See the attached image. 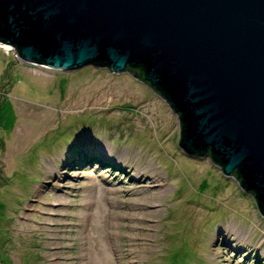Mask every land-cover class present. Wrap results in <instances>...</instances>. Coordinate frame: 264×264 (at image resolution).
<instances>
[{"label": "rangeland", "instance_id": "1", "mask_svg": "<svg viewBox=\"0 0 264 264\" xmlns=\"http://www.w3.org/2000/svg\"><path fill=\"white\" fill-rule=\"evenodd\" d=\"M5 45L0 264H264L251 192L180 148L176 115L147 84L25 63Z\"/></svg>", "mask_w": 264, "mask_h": 264}, {"label": "water", "instance_id": "2", "mask_svg": "<svg viewBox=\"0 0 264 264\" xmlns=\"http://www.w3.org/2000/svg\"><path fill=\"white\" fill-rule=\"evenodd\" d=\"M0 42L57 70L128 69L264 215V0H0Z\"/></svg>", "mask_w": 264, "mask_h": 264}, {"label": "trees", "instance_id": "3", "mask_svg": "<svg viewBox=\"0 0 264 264\" xmlns=\"http://www.w3.org/2000/svg\"><path fill=\"white\" fill-rule=\"evenodd\" d=\"M78 141L80 140L79 138L77 139ZM68 146V152H66V155H68L69 157V160L74 163V162H84L85 159L87 158V156L85 155L86 154V150L84 151H81V147L80 145L81 144H77V141H70L67 143ZM81 152H84V153H81ZM93 154V153H92ZM95 156V155H93Z\"/></svg>", "mask_w": 264, "mask_h": 264}, {"label": "flooded vegetation", "instance_id": "4", "mask_svg": "<svg viewBox=\"0 0 264 264\" xmlns=\"http://www.w3.org/2000/svg\"><path fill=\"white\" fill-rule=\"evenodd\" d=\"M123 71H128L129 73H130V75H132V77H134L135 79H138V80H141V79H139V77L137 76V77H135V75L134 74H131V71L130 70H128V69H123ZM142 81V80H141ZM143 82V81H142ZM145 83V82H144ZM146 84V83H145ZM148 85V84H147ZM148 87H149V85H148ZM150 88V87H149Z\"/></svg>", "mask_w": 264, "mask_h": 264}, {"label": "bare ground", "instance_id": "5", "mask_svg": "<svg viewBox=\"0 0 264 264\" xmlns=\"http://www.w3.org/2000/svg\"><path fill=\"white\" fill-rule=\"evenodd\" d=\"M0 43H2V42H0ZM3 44H4V43H3ZM7 45H8V44L5 45L6 48H8V46H9V45H8V46H7ZM111 156H112V155H111ZM115 164H116V163H115ZM236 249H237V248H236Z\"/></svg>", "mask_w": 264, "mask_h": 264}]
</instances>
